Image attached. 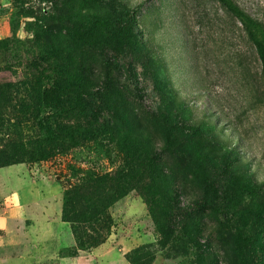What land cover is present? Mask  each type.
Instances as JSON below:
<instances>
[{
  "label": "rangeland",
  "instance_id": "374dc122",
  "mask_svg": "<svg viewBox=\"0 0 264 264\" xmlns=\"http://www.w3.org/2000/svg\"><path fill=\"white\" fill-rule=\"evenodd\" d=\"M234 1L264 27V0ZM126 5H140L127 32L130 45L117 38L106 49L117 71L97 55L101 78L95 91L100 92L87 98L97 138L47 159L0 167V264H130V254L143 245L154 255L150 264H264V224L251 225L254 204L236 180L237 173L246 171L256 182L264 181V77L255 46L218 0H85L82 5L72 0H0V85L10 81L16 99L14 105L0 106V148L28 144L39 132L15 106L28 95V60L41 48L33 41L37 19L48 21L45 27L56 45L77 51L79 45L66 36L58 17L63 20L71 11L115 17L114 11ZM142 33L167 69L178 71L170 77L180 96L174 108L156 87L160 80L152 74L145 49L132 46ZM100 40H88L91 54ZM191 46L194 66L187 56ZM105 75L109 82L113 75L120 81L114 79L116 98L101 89ZM109 101L121 103L113 113H125L152 132L159 155L151 171L164 175L162 184L168 190L165 199L158 194L153 202L131 184L135 188L129 187L106 211L111 226L103 242L81 245L71 223L61 217L64 191L87 175L124 176L133 164L120 146L125 119L113 120L104 108ZM77 119L61 121L89 125ZM207 119L216 125L221 143L235 151L232 158L242 156L245 167L218 151L212 155L215 142L204 124ZM164 126L179 144H165L163 150ZM117 129L120 136L114 134ZM186 149L196 157L195 168ZM143 169L132 174L145 179L147 187L151 171ZM174 197L180 209L175 215L168 207L171 203L175 208Z\"/></svg>",
  "mask_w": 264,
  "mask_h": 264
},
{
  "label": "trees",
  "instance_id": "16d2710c",
  "mask_svg": "<svg viewBox=\"0 0 264 264\" xmlns=\"http://www.w3.org/2000/svg\"><path fill=\"white\" fill-rule=\"evenodd\" d=\"M84 1L72 0L73 3L79 5H82ZM218 1L238 19L246 37L255 46L261 61L262 76L264 77V27L262 23L246 13L234 0ZM139 6L126 5L118 8L114 11L115 17L101 14L84 15L74 11H71L67 18L63 20L58 17V21L65 24L66 36L79 45L77 51L68 48L64 49L56 45L50 31L45 27L48 21L44 18L37 19L38 23L35 22L34 24L37 25L32 29L34 33L33 41L41 48L38 52L34 51L32 57L28 60L31 78L30 82L26 84L28 95L22 101L17 100L18 103L15 106L19 108L18 113L31 118L39 132L37 136L30 139L28 144L15 142L2 146L0 148V167L20 163L25 159L31 161L47 159L56 151L66 150L68 147L75 146L83 140L97 138V130L92 128L94 114L87 100V98L97 96L100 92L95 91V87L98 85L97 81L101 78L100 73L97 72V55L102 57L101 60L107 65V68L113 66L115 68L114 71H117L118 66L113 62L115 61L114 56L109 58L104 53L107 48L108 50L111 49L112 42L116 41L117 38L126 39L130 45L127 32L136 22L135 15ZM90 38L101 39L96 46L97 51L95 50V54H91L93 51L91 48L93 47L88 43ZM132 46L145 49V56L152 63V74L160 80L156 87L167 99L169 105L174 108V104H180V96L170 83V79L177 76V69L173 68L171 71L167 69L163 59L146 42L143 33L139 41L133 40ZM83 47H86V49H83ZM193 52V47L191 46L187 51V56L194 66L196 61ZM113 77L112 82H109V77L105 75V83L101 89L111 97L116 98L119 95V87L115 86L114 79L117 84L120 81L114 75ZM49 85L53 90L51 93ZM13 91L14 85L10 81L0 85V106L5 104H10L7 106H11L13 101L16 102L13 97ZM108 103L110 105H104V108L113 115V120L117 119L120 122H124L125 119L124 124H126L127 130L120 138V146L133 164L129 174L124 176L87 175V177L82 179V182L64 191L61 217L63 221L71 223L72 232L81 245L87 243L90 246H95L103 242V237L109 232L111 226L106 211L129 187L135 188L131 184H137L144 196L145 194L151 195L153 202L158 194L165 199L168 190L167 186L162 184L164 175L151 171L156 162V156L159 155L156 151L157 142L152 132L136 125L137 123L132 119L129 120V117L122 111L125 117L124 114L113 113L115 107L120 110V102L109 101ZM178 108L179 106L176 105L175 110L178 111ZM23 110H25L24 113L22 112ZM71 116L78 118L77 120L84 121V123L88 122L89 125L81 123L80 125H68L61 121L71 119ZM169 124L173 125L170 121ZM204 124L209 128L212 139L215 142L210 149L214 148L212 155L215 151H218L224 159L231 158L232 164L237 163L245 167L246 163L243 161L242 156L232 158V156H236L233 148L221 143V139L216 133V125L213 126L209 119ZM168 129L164 126L162 130L163 150L166 148L165 144H179L170 136ZM121 133L122 131L117 129L114 134L120 136ZM175 150L177 154L180 153V149L174 148L173 151ZM186 150L190 154L191 164L195 168L197 166L196 157L192 151ZM155 165L157 164L155 163ZM143 167L151 171L149 173L150 177L147 179L149 181L147 187H143L142 181L145 179L133 177L132 174V172L143 171ZM195 175L198 178V174L195 173ZM236 180L241 183L244 194L254 204V207L250 210L254 213H252L254 219L251 225L254 227L260 223L264 224V181L256 182L251 174H246V171L237 173ZM141 182L142 185H140ZM176 200L177 198L174 197V209H172L171 203L168 205L171 209L170 213L174 212V215L180 210L176 208ZM246 214H248V211ZM87 230H91L96 235L89 236L86 233ZM161 234L165 235L162 232ZM153 257L154 255L149 247L143 245L132 252L129 259L130 264H150Z\"/></svg>",
  "mask_w": 264,
  "mask_h": 264
},
{
  "label": "crops",
  "instance_id": "0c3cea01",
  "mask_svg": "<svg viewBox=\"0 0 264 264\" xmlns=\"http://www.w3.org/2000/svg\"><path fill=\"white\" fill-rule=\"evenodd\" d=\"M0 228H2V227H0ZM43 231H42V234L45 236H47L49 233H48V231H47V227H44L43 229H42ZM54 236H52V235H50V238L52 239Z\"/></svg>",
  "mask_w": 264,
  "mask_h": 264
}]
</instances>
